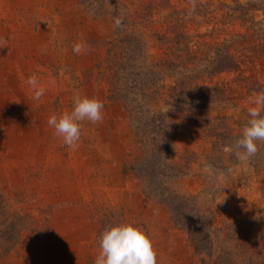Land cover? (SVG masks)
Here are the masks:
<instances>
[{"label":"rangeland","instance_id":"rangeland-1","mask_svg":"<svg viewBox=\"0 0 264 264\" xmlns=\"http://www.w3.org/2000/svg\"><path fill=\"white\" fill-rule=\"evenodd\" d=\"M96 1L89 9L82 0H0V264H95L103 227L129 221L151 237L157 264H204L128 168L139 150L100 71L114 28L112 17L94 15L101 6L128 14L146 47L143 62L159 77L150 108L168 114V161L182 171L176 191L193 198L219 234L239 236L231 246L245 252L247 244L264 263V141L251 158L236 143L250 98L264 91V0H164L147 15L149 0ZM169 26L174 31L156 39ZM169 57L171 68L158 64ZM32 74L45 89L39 100L26 83ZM78 94L101 100L104 115L83 121L69 148L48 118L70 111ZM187 104L196 117L180 110ZM6 237L11 247L2 246Z\"/></svg>","mask_w":264,"mask_h":264},{"label":"trees","instance_id":"trees-1","mask_svg":"<svg viewBox=\"0 0 264 264\" xmlns=\"http://www.w3.org/2000/svg\"><path fill=\"white\" fill-rule=\"evenodd\" d=\"M82 1L87 2L90 9L96 0ZM163 1L149 0L143 5V13L149 14L155 4ZM97 2L95 3L98 4ZM107 2L113 4L115 1ZM93 11L96 17L107 15L113 19L120 17L123 20L121 27L117 28L114 25L107 41L109 44L107 68L100 69L99 66V69L102 74L106 73L105 79L109 82V100L121 103L128 113L134 143L139 150V155L129 163L128 168L141 179L142 192L169 209L172 220L186 231L194 252L200 256L204 264H239L242 258L246 259L248 264H256L254 262L256 257L250 246L242 244L245 252L240 250L241 246H231L236 242L241 244L240 237L228 233L219 234L214 230L209 214L203 211L193 198L176 191L174 180L182 171L168 161L172 146V128L167 118L168 114L150 108V103L158 94L156 83L159 77L149 64L143 62L144 56L147 55L146 47L139 34L130 27L128 14L116 8L109 10L103 6L93 8ZM173 27L175 26L155 33L156 39L162 40L166 35H170L174 31ZM175 33L176 37H183L181 31ZM167 39L170 40L168 37ZM172 61L173 57H169L164 61L158 60V64L161 66L164 63L165 67L171 68ZM229 63L218 64L214 69L226 70L230 67ZM182 74L183 79L189 78V75ZM182 91L179 90V94ZM180 110L186 112L189 110L188 115L190 113L195 117L199 112L191 104ZM107 227L108 223L102 231ZM20 230L21 228H17L16 235H20ZM6 240L1 243L2 246L11 247L13 238L6 237Z\"/></svg>","mask_w":264,"mask_h":264},{"label":"clouds","instance_id":"clouds-1","mask_svg":"<svg viewBox=\"0 0 264 264\" xmlns=\"http://www.w3.org/2000/svg\"><path fill=\"white\" fill-rule=\"evenodd\" d=\"M120 17L114 19L115 27L122 26ZM6 45H0L4 47ZM82 44H75L73 52L80 54ZM26 83L33 92V99L39 100L45 93L36 74L27 78ZM248 108L249 120L242 135L236 141L244 151L242 158H251L259 151L257 141H264V91L253 93ZM104 103L96 97L76 95L73 107L59 115L53 113L48 125L63 138L64 144L75 148L81 138V123L85 120L96 124L103 120ZM99 253L95 264H157V253L151 237L134 222H122L106 228L100 235Z\"/></svg>","mask_w":264,"mask_h":264}]
</instances>
